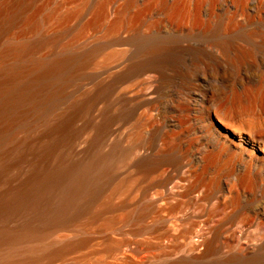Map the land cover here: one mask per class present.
Listing matches in <instances>:
<instances>
[{
	"label": "bare ground",
	"instance_id": "6f19581e",
	"mask_svg": "<svg viewBox=\"0 0 264 264\" xmlns=\"http://www.w3.org/2000/svg\"><path fill=\"white\" fill-rule=\"evenodd\" d=\"M116 1L0 0V264H264L263 0Z\"/></svg>",
	"mask_w": 264,
	"mask_h": 264
},
{
	"label": "rangeland",
	"instance_id": "374dc122",
	"mask_svg": "<svg viewBox=\"0 0 264 264\" xmlns=\"http://www.w3.org/2000/svg\"><path fill=\"white\" fill-rule=\"evenodd\" d=\"M126 1L127 0H117L116 1V8L118 9V10H122L124 7H125V4H126ZM149 2V0H138V2L136 3V5L132 8V12L133 13H136V12H139V11H141V10H146V4ZM198 3L197 2H195V3H192V2H183V1H181V2H179L178 3V8L180 9L179 10V13L182 11V10H184L185 8H186V6H189L190 8H192V9H194V7H196V5H197ZM261 6H262V8L264 7V0L261 2ZM264 9V8H263ZM255 10V9H254ZM263 18H264V15H263ZM194 20H192L191 21V19L189 20V19H185V21H184V19H182V18H180V23H184V24H191L192 22H193ZM250 88V90L252 91V92H254L255 94L256 93H258L259 92V90H258V87H256L255 85H253V84H250L249 86H247V88ZM248 88V89H249ZM242 90V89H241ZM258 90V91H257ZM264 94V93H263ZM262 94V95H263ZM167 95L169 96V94L167 93ZM166 95V96H167ZM167 96V97H168ZM262 98V97H261ZM231 99H232V97H231ZM163 115L161 116L163 119H166V117H169L170 116V113L166 110V108L164 107V110H163ZM257 113V114H256ZM256 113H255V115H256V119H264V109L262 108V104L260 105V104H258V107H257V111H256ZM169 130V129H168ZM174 132H177V129H175V131H172L170 134L171 135H173L174 134ZM217 173L213 170V169H209L208 170V172L206 173V178H207V183L209 184L210 182H211V179H212V177L213 176H215ZM258 190H256V192H255V190L253 191H251V190H249L248 192H246L243 196H241L239 199H237V198H235V197H233V194H231V193H229L228 192V189H226V193L223 195V198H224V200L226 201V202H228V203H226V205H227V209H226V211H223V212H220V213H218V215H216V217L217 216H221V215H224L226 212H228V213H230L231 215H233V214H235L237 211V215L236 216H238L239 214V216H251V218L250 219H252L253 218V220L254 221H250L251 223H250V225L252 224V226L253 225H261L260 223H258L259 221V219H263L264 220V198L263 197H261L260 196V193L259 192H257ZM259 194V195H258ZM235 199V200H232V199ZM248 199V200H247ZM232 200V201H231ZM250 200V201H249ZM197 206V207H196ZM196 206H194V208L193 209H196V211L199 209V210H201L202 209V207L201 206H199L198 207V205H196ZM212 206H210V208H211ZM256 207V208H255ZM246 208V209H245ZM198 210V211H199ZM236 210V211H235ZM244 210V211H243ZM250 215H249V214ZM257 216V217H256ZM262 216V217H261ZM260 217V218H259ZM248 218V217H247ZM257 218V219H256ZM256 220L258 221L257 223H256ZM262 221V220H261ZM255 226V227H256ZM254 226L252 227V228H254V229H252L251 228V230L247 233V234H245V235H243V241L245 240L246 241V239L247 240H252V241H260L261 243L263 242V235H264V222H263V224H262V226H261V228H260V226L259 227H257V228H255ZM257 229H259V230H257ZM253 230V231H252ZM254 231H255V233H254ZM258 232V233H257ZM253 233V234H252ZM249 234V235H248ZM225 236H227V237H225ZM262 236V237H261ZM224 240L226 241L227 239H229V234H225L224 235ZM262 238V239H261ZM239 248H240V246H239ZM238 248V249H239ZM237 249V250H238ZM224 251L226 252V254L228 255V252L230 251L229 250V248H226L225 247V249H224ZM223 251V255H226L225 254V252ZM249 264V263H247V262H243V263H241V264Z\"/></svg>",
	"mask_w": 264,
	"mask_h": 264
}]
</instances>
